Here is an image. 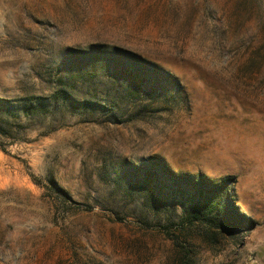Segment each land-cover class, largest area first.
<instances>
[{"label":"rangeland","instance_id":"obj_1","mask_svg":"<svg viewBox=\"0 0 264 264\" xmlns=\"http://www.w3.org/2000/svg\"><path fill=\"white\" fill-rule=\"evenodd\" d=\"M0 264H264V0H0Z\"/></svg>","mask_w":264,"mask_h":264},{"label":"trees","instance_id":"obj_2","mask_svg":"<svg viewBox=\"0 0 264 264\" xmlns=\"http://www.w3.org/2000/svg\"><path fill=\"white\" fill-rule=\"evenodd\" d=\"M220 196H221V194H223V191H220L219 193H218ZM220 201H218V203H219ZM218 203H216V202H205V212H206V215L209 217L208 219L209 220H213L214 219V214H215V212L216 211H218V209H219V207H218ZM196 209V208H195ZM197 214L199 213L198 212V210H197V212H196ZM196 214V215H197Z\"/></svg>","mask_w":264,"mask_h":264}]
</instances>
